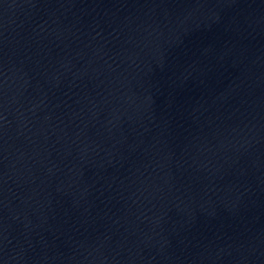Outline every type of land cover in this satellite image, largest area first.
Instances as JSON below:
<instances>
[{"label": "water", "instance_id": "95a60500", "mask_svg": "<svg viewBox=\"0 0 264 264\" xmlns=\"http://www.w3.org/2000/svg\"><path fill=\"white\" fill-rule=\"evenodd\" d=\"M0 264H264V0H0Z\"/></svg>", "mask_w": 264, "mask_h": 264}]
</instances>
